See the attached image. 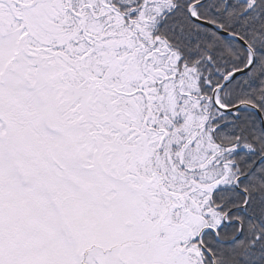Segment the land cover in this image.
<instances>
[{
	"label": "snow or ice",
	"instance_id": "snow-or-ice-1",
	"mask_svg": "<svg viewBox=\"0 0 264 264\" xmlns=\"http://www.w3.org/2000/svg\"><path fill=\"white\" fill-rule=\"evenodd\" d=\"M0 264H264V0H0Z\"/></svg>",
	"mask_w": 264,
	"mask_h": 264
}]
</instances>
